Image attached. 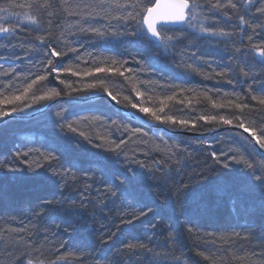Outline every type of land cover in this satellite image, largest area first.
Returning <instances> with one entry per match:
<instances>
[{
  "label": "trees",
  "instance_id": "trees-1",
  "mask_svg": "<svg viewBox=\"0 0 264 264\" xmlns=\"http://www.w3.org/2000/svg\"><path fill=\"white\" fill-rule=\"evenodd\" d=\"M189 2V21L154 41L142 21L155 0H0L15 29L0 35V116L53 90L105 92L170 127L242 121L261 139L264 0ZM96 101L0 125V264H147L128 244L165 249L166 264H264V167L242 136L155 134Z\"/></svg>",
  "mask_w": 264,
  "mask_h": 264
},
{
  "label": "bare ground",
  "instance_id": "bare-ground-1",
  "mask_svg": "<svg viewBox=\"0 0 264 264\" xmlns=\"http://www.w3.org/2000/svg\"><path fill=\"white\" fill-rule=\"evenodd\" d=\"M145 14H144V16H145ZM142 25H143V28H144V17H143ZM38 28H40V27H38ZM158 29H157V31H158ZM157 40H154V41H157ZM170 51L171 50L168 49L166 53L167 54L168 53H171ZM99 93H103V92H99ZM99 93H93V94L81 95V96H76V95L65 96V99L64 100L58 101L55 104H53L52 106H54V105L62 102V103H67V104L73 105V106H82L83 107V106L93 105L94 103H97L96 100L98 98H102L104 101L107 102V104H109L113 108L115 106L112 104V102H114L117 106H119L120 108H122L125 113L119 111L115 107L114 109L116 111L120 112L125 117L132 119L131 117H128L129 116L128 113H129L132 117H134L132 120H134V121L142 124L143 126L149 128L155 134H157V133H164V134L176 135V136L186 137V138H189V139H196V140H206V139L210 138L215 133L221 132V131H218V132L212 133V132H214L215 130H217L219 128L220 129H225L228 126L238 127V125H219L217 127H214L213 129L212 128L211 129H203V128H201V129H196V128H174V127L167 126V125H165L164 123H162L161 121H158V120L146 119L143 116V114H144L143 112L135 113V112L131 111L130 109L126 108L125 106H123L119 102H117L115 100V98H113V96L110 95V94H108V93H107V97H105V96H101V97L100 96H97V97H94L93 96V95H96V94H99ZM91 97H93L94 99H91ZM46 111H44L43 113H45ZM33 112L34 111H32V112H24V113L12 112V113H9V114L7 113V114H4V115H1L0 116V125L3 124L6 121L13 120V119L25 121V120H29V119L36 118L38 116L43 115V113H41L39 115H36V116H33V117L30 116L29 118H27L28 115L29 114H32ZM11 115L14 116V117L13 118L10 117ZM135 117L142 118L144 120H147L150 123L149 124H145V123H143V122L135 119ZM238 128H240V127H238ZM224 131H235V132L238 133V136L240 135L239 137L242 136L243 138L240 139V140L243 141V142H245L248 148H249V144H250L251 147H253V149L256 150V154L259 155L258 157L261 160L259 163H260L261 167H264V156L260 152H258L257 148L255 147V141H257L258 139L255 137V135H253L251 133L250 130L248 131L250 133V136L247 135L246 133H243L240 130H237V129L224 130ZM262 150L264 151V148H262ZM145 247L146 248H144L143 250L140 249L138 251V253L136 252V249H134L135 251L129 250V252H127V255L134 256L135 254H138V256L140 257L139 258V261H141L143 263L145 262L147 264H166L167 262H169L171 260L170 257H168L170 255H167L166 254L165 256H163V253H164L165 249L159 250V249H155V248H149V246H145Z\"/></svg>",
  "mask_w": 264,
  "mask_h": 264
},
{
  "label": "snow or ice",
  "instance_id": "snow-or-ice-1",
  "mask_svg": "<svg viewBox=\"0 0 264 264\" xmlns=\"http://www.w3.org/2000/svg\"><path fill=\"white\" fill-rule=\"evenodd\" d=\"M246 2L248 4H251L253 2V0H246ZM229 3H230V7L233 8V9H236L237 8V4L236 3H232L231 0H229ZM12 5H8V7H11ZM49 7L51 5H48ZM195 5H190L189 4V0H176V2L172 5H170L169 7L172 9L171 12H168V13H159V9L161 7L160 4H156L154 7H151V8H147L146 11L148 13V19L145 21L147 23V31L151 33L152 37L154 39H158L159 38V33L157 31V28L154 26V19H153V14H158L160 15V18L164 21H171V22H185L186 21V15H185V10H188L189 12H191V8L194 7ZM37 7V10H39L40 7L42 6H36ZM212 9L215 10V9H218L220 7V5L218 3H215V4H212L211 5ZM258 11L264 15V6H262L261 8L258 9ZM0 12H7V8H0ZM12 15V13H8V16H0V20H4L5 22H10L9 21V17ZM132 19H134V17H131ZM194 18V17H193ZM27 22L28 23H31V24H36V21L32 18V17H27L26 18ZM239 20L241 23H247V21L245 20V17L243 15L239 16ZM161 28L164 30V31H167L168 30V25L167 24H162L161 25ZM33 30H37V29H33ZM12 31H15V29H9V28H6L2 25H0V35H3V34H8L9 32H12ZM91 31H95L97 32L98 34L100 35H103V33H99V30L98 29H91ZM204 32L208 35H229V33H225L223 32V30H220L219 32L217 31H214L212 27L208 28V29H205ZM38 39H40L41 41L44 40L43 37H38ZM249 40H251V37H249ZM252 49L255 50V54L258 55L260 57V65L262 67H264V49H258V46H255L253 45L252 46ZM74 51V49H73ZM237 52H240L241 49L240 48H237L236 49ZM51 55H59V53H57L55 50L52 51ZM47 63L49 65H51L53 62L52 60H48ZM103 69H97V71H102ZM243 75L245 77L249 76V71H245L244 69H241ZM6 74V73H5ZM40 80H43L44 77L43 76H40L39 77ZM29 88H31V84L28 86ZM88 87H92V85H88ZM60 93L59 92H56L53 90V92H51L50 94H48L47 96H40V97H36V99H46V98H52L54 96H59ZM114 98V97H113ZM253 100H256L257 97L256 96H252L251 97ZM14 99H22V97H15ZM260 104H264V99H260ZM217 107H219V105H216ZM133 107H135V105H133ZM237 107H239V105H237ZM13 111H16V109H13ZM140 111L141 112H147L148 109L146 108H143L141 107L140 108ZM59 115V114H58ZM156 119H160L159 117H156ZM169 120H171V117L168 118ZM201 119H204V117H201ZM221 119L224 121L225 124H230L231 121L230 120H227V119H224L223 117H221ZM167 122V121H165ZM69 127H71V125H69ZM238 127L240 128H243L245 132H248L249 131V127H245L244 123L241 121L238 123ZM261 135V139H258L257 140V143L260 144V146L262 148H264V130L261 131L260 133ZM117 148L120 147L119 144L116 145ZM24 155H28V153H24ZM45 159H52L54 160L55 157H45ZM141 167H144V165H141ZM249 167H251V165H249ZM113 196L116 195L115 192L112 193ZM143 211H141V215H143ZM191 230V229H189ZM143 248L144 245L143 244H140V245H136V244H128L127 245V248L128 249H135V248ZM201 255H203L201 253ZM62 259V258H61ZM28 264H32V261L29 260L28 261Z\"/></svg>",
  "mask_w": 264,
  "mask_h": 264
},
{
  "label": "water",
  "instance_id": "water-1",
  "mask_svg": "<svg viewBox=\"0 0 264 264\" xmlns=\"http://www.w3.org/2000/svg\"><path fill=\"white\" fill-rule=\"evenodd\" d=\"M176 2V0H155V3L151 6V7H154L156 4H160L161 7L159 9V13L163 14V13H168V12H171L172 9L169 7L170 5L174 4ZM190 4V3H189ZM149 7V8H151ZM185 15H186V21L185 22H171V21H164L160 18V15L158 14H153V19H154V26L158 29V27H160L162 24H167L169 26H176V25H183L187 22V20L189 19V14H188V10H185ZM148 13L146 11V14L144 16V29L145 31L147 32V34L149 35L150 38H152L153 40H157V39H154L151 35L150 32L147 31V23L145 22L147 19H148ZM94 97H97V96H105L107 97V93L103 92V93H99V94H96V95H93ZM65 99V96H58V97H55L53 99H51L50 101H48L43 107L39 108L38 110L34 111L32 114H29L27 118H29L30 116L33 117V116H36V115H39L41 113H43L44 111H46L48 108H50L53 104H55L56 102L58 101H62ZM91 99H94L93 97H91ZM112 104L121 112H124V110L122 108H120L119 106H117L114 102H112ZM114 107V108H115ZM125 113V112H124ZM128 117H131L132 119L134 117H132L129 113H128ZM10 117H14V116H10ZM135 119L145 123V124H149L150 122H148L147 120H144L142 118H137L135 117ZM233 129H237V130H240L242 131L243 133H246L247 135L250 136V133L249 132H245L243 128H238V127H234V126H228L227 128L225 129H217L215 130L214 132L212 133H215V132H218V131H224V130H233ZM255 147L257 148L258 152H260L263 156H264V151L262 150V148L260 147V145L257 143V141H255Z\"/></svg>",
  "mask_w": 264,
  "mask_h": 264
}]
</instances>
